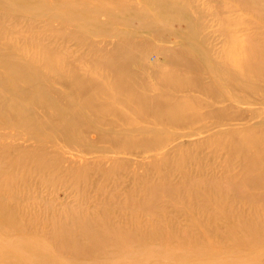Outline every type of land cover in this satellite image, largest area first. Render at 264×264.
I'll return each instance as SVG.
<instances>
[{
	"label": "rangeland",
	"instance_id": "374dc122",
	"mask_svg": "<svg viewBox=\"0 0 264 264\" xmlns=\"http://www.w3.org/2000/svg\"><path fill=\"white\" fill-rule=\"evenodd\" d=\"M40 1H29L31 4H25L26 8H19L7 0L0 4V24L9 26L6 34L9 41L3 46L5 53L27 51L38 56L61 51L80 72L90 73L88 65L95 64L89 62L94 55L113 49L120 40L136 38L145 58L135 61L132 69L142 78L146 77L155 90L179 94L172 88L163 87L164 81L156 75L162 72L166 77L167 69L174 67L176 70L179 59L176 54L184 53L187 59L198 64L185 66L187 72L183 73L188 76L189 84L195 81L215 83L221 91L222 88L226 90L229 100H223L229 105L231 116L241 117L232 118L233 126L241 128L253 124L264 127V111L255 114L259 104L236 102L237 94L233 93L232 87L221 85L218 78L223 59L239 56L232 55L233 49L228 51L225 24L229 17L233 31L264 43L262 25L256 17L250 16L248 8L239 0L235 2V8L229 9L224 7V0H166L172 3L173 9L182 7L184 10L180 11L186 12L175 17L156 13L159 0H153V5L142 0H118L115 3L93 0L86 8L93 10L94 18L73 14V9H81L83 0H77V6L72 7L67 4L69 0ZM259 6L261 0L252 4V7ZM57 7L63 13L58 12ZM209 57L210 62L213 58L218 60H213L212 69L202 68L199 64ZM55 83L51 89L54 93H63L60 101L66 105V89ZM201 97L211 99L207 95ZM126 116L129 122L119 121V126H163L133 114ZM111 118L107 117L106 121H112ZM211 122L204 118L193 127L181 128L179 123L166 121L165 129L147 134L162 138L158 147L131 151L121 147V140L116 137L105 135L102 139L95 129L78 130L72 140L57 132L38 136L33 130L22 128L12 111L0 109V200L8 208L15 204L12 223L36 232L46 243L61 241L65 255L89 248L91 252L78 264H115L121 252L114 258L105 255L117 244L126 253H136L134 257L126 256V262L122 264H153V259L138 258L144 255V251H138L141 247L138 241L149 234L151 224L164 219L189 229L193 210L207 212L216 207L215 196H211L214 194H194L196 189L202 190L213 184L229 192V184L236 183L239 190L235 189L237 195L233 199H243L239 195L242 189L236 181L239 179L230 177L243 173L241 163L236 160L229 164L228 147L216 142L213 133L219 129ZM82 124L84 121L80 122ZM129 131L137 134L135 130ZM6 174L11 178L6 180ZM156 187H160L157 195L150 198L156 206L143 205ZM228 197H231L228 193L223 194L224 200L231 202ZM245 201L244 198L240 202ZM112 224L118 227H112ZM132 229L135 238L123 240L119 233ZM100 235L104 246L95 248L93 237L96 240ZM103 256L106 258L100 259ZM218 261L207 264H219Z\"/></svg>",
	"mask_w": 264,
	"mask_h": 264
},
{
	"label": "bare ground",
	"instance_id": "6f19581e",
	"mask_svg": "<svg viewBox=\"0 0 264 264\" xmlns=\"http://www.w3.org/2000/svg\"><path fill=\"white\" fill-rule=\"evenodd\" d=\"M4 1L0 0V4ZM7 1H12L19 8H26L25 4H31L29 1L42 2L40 0ZM76 1L69 0L67 4L71 7L77 6ZM83 1L81 9H77L79 12L73 9V14L94 18L93 10L86 8V4L93 0ZM107 1L115 3L118 0ZM142 1L152 4L153 0ZM159 1L158 9L155 8L159 16L175 17L186 13L180 11L184 10L182 7L173 9L172 3L167 2L168 0ZM236 1L224 0L223 5L226 9L231 6L235 8ZM239 1L248 8L250 16L259 20L264 32V0H261L259 7H252L254 1L258 0ZM56 9L63 13L60 8ZM231 22L229 17L225 24L229 40L228 51L233 49L232 55L239 56L230 60L223 59L218 71L219 83L232 87L233 93L237 94L236 102L259 104L255 114L260 115L264 111V43L233 31L230 27ZM8 32L9 26L5 23L0 24V109L12 111L22 128H29L38 133V136L57 132L58 135L69 140L74 138L78 130L95 129L102 139L105 135L116 137L121 140V147L133 151V149L158 147L162 138L147 134L165 129L166 121L179 123L181 128H186L195 126L193 124L198 120L209 118L215 128L219 129L213 133L216 142L226 149L228 147L229 164H234L236 160L240 161L243 173L238 175L235 173L230 177L234 180L239 179L236 180L242 189L239 195L246 199L245 202H240L243 199L238 197L237 200L233 199L237 195L235 189L239 190L236 183L229 184V192L222 191L213 184L204 186L202 190L196 189L194 194H214L211 196H215L216 207L207 212L193 210L189 229L178 227L164 219L157 224H151L152 230L149 234L138 241L140 243L138 246H141L138 251H144V255H139L138 258L153 259V264H207L214 260H219V264H264V127L247 124L236 128L232 124L234 123L232 118L241 117L231 116L229 105L223 100V98L229 100L224 88L221 91L220 88L215 87V83L208 82L195 81L189 84L188 76L183 72H187L185 66L196 65L195 60L187 59L184 53L176 54L179 58L176 70L174 67L167 69L166 77L162 72L156 75L164 81L163 87L172 88L179 93L166 94L155 90L146 77L142 78L132 69L135 61L145 58L143 52H140L136 38L120 40L113 49L94 55L89 62L95 64L88 65L91 72L82 73L61 51H49L48 55L38 56L27 51L22 52L23 54L5 53L3 46L8 44L6 35ZM196 53L199 55L198 50ZM58 57L61 58V63ZM199 57L201 58L200 55ZM210 59L211 57L208 58V62L199 65L202 68L212 69L213 60L218 59L213 58L211 62ZM179 73L183 74L179 75ZM55 82L62 84L66 89V105L60 101L63 93L61 91L54 93L51 89ZM202 95L210 96L211 99L207 100L201 97ZM219 101L224 103L220 105ZM129 114L143 120L145 118L154 120L155 123L163 126L140 124L119 126V121L129 122V117L126 116ZM109 116L112 117L110 122L106 121ZM81 121H84V124L80 125ZM87 121L94 124L89 125ZM196 128L198 129L197 126ZM129 130H135L137 134ZM10 178L9 174L5 175L6 180ZM159 189L160 187L154 188L148 195L149 200H145L143 205L155 207L156 203L154 204L153 199L150 198L156 196ZM9 193L14 194L11 190ZM224 193L232 197H228L229 200L232 199L231 202L224 200ZM247 202V205H243ZM15 207L13 204L8 208L5 202L0 200L1 264H12L15 261L18 264H78L77 262L84 261L86 255L91 252L89 248L78 243L77 245L84 247L83 250L70 251L65 255L63 252L66 249H63L64 245H60L61 241L46 243L36 232L26 231L23 226L12 223V218H15ZM111 226L118 227L113 224ZM119 234L123 240L135 238L133 229ZM101 238V235L96 240L93 237L95 248L99 245L104 246ZM121 248L117 244L113 251L105 256L114 258L118 252H121L114 263L122 264L126 262V256L136 255V253H126ZM98 250L102 249L98 248ZM105 256L100 259H105Z\"/></svg>",
	"mask_w": 264,
	"mask_h": 264
}]
</instances>
